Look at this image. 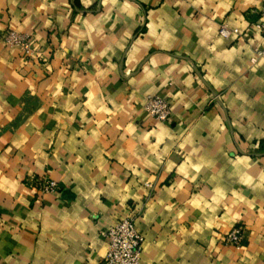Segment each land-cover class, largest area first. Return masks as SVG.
Instances as JSON below:
<instances>
[{"label":"crops","instance_id":"crops-1","mask_svg":"<svg viewBox=\"0 0 264 264\" xmlns=\"http://www.w3.org/2000/svg\"><path fill=\"white\" fill-rule=\"evenodd\" d=\"M263 5L0 0V264H102L124 218L139 264H264Z\"/></svg>","mask_w":264,"mask_h":264},{"label":"built area","instance_id":"built-area-1","mask_svg":"<svg viewBox=\"0 0 264 264\" xmlns=\"http://www.w3.org/2000/svg\"><path fill=\"white\" fill-rule=\"evenodd\" d=\"M255 28L264 35V5L259 11V21L256 22ZM218 34L224 39H229L232 36L241 38L237 29L228 28L225 24L219 27ZM3 41L6 46L20 47L26 56L33 55V49L27 36L11 31L3 36ZM254 54L260 57L263 53L254 48ZM144 110L150 117L162 123L167 122L170 116L168 101L157 95L145 97ZM33 189L39 194H50L57 192V185L46 178H38L33 183ZM103 235L106 239V250L102 257V264H139L143 237L136 230L132 220L124 218L116 222ZM243 238V229L234 227L223 236V244L239 249L242 246Z\"/></svg>","mask_w":264,"mask_h":264}]
</instances>
